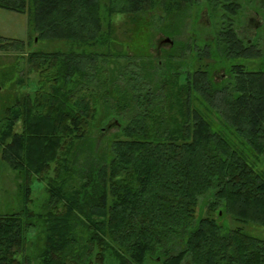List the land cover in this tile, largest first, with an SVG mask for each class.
Returning <instances> with one entry per match:
<instances>
[{
    "label": "trees",
    "instance_id": "1",
    "mask_svg": "<svg viewBox=\"0 0 264 264\" xmlns=\"http://www.w3.org/2000/svg\"><path fill=\"white\" fill-rule=\"evenodd\" d=\"M204 1L209 40L187 31L200 0H0L30 35L1 49L67 45L29 51L38 80L4 105L0 155L22 207L0 213V264H264V239L244 230L264 227V173L249 162L264 156V70L251 68L264 34L258 49L240 37L241 0ZM149 32L174 46L142 43ZM102 106L101 131L121 132L103 155Z\"/></svg>",
    "mask_w": 264,
    "mask_h": 264
},
{
    "label": "rangeland",
    "instance_id": "2",
    "mask_svg": "<svg viewBox=\"0 0 264 264\" xmlns=\"http://www.w3.org/2000/svg\"><path fill=\"white\" fill-rule=\"evenodd\" d=\"M242 7L235 17L237 24V30L241 29L240 35H245L246 38H252L254 24L258 23L259 26L264 28V9L260 6V0H241ZM206 2L200 0L199 6H196L193 9V18L189 23L191 26L188 27V35H193V33L198 32L204 39H211L212 31V20L208 18L207 9L205 6ZM255 4V6H254ZM259 5V6H256ZM259 14H256V13ZM153 15V14H152ZM149 15L145 19L146 22L159 24L161 16H164V13H158L157 15ZM162 19H166L164 16ZM207 23V21H209ZM120 25V23H119ZM261 34H264V31L261 30ZM162 34V33H161ZM158 34L154 37V34L149 32L148 34L144 33L142 36V43L154 41L155 45H158L159 40L163 39L164 35ZM0 37L8 40H23L26 43L28 42L29 28H28V17L27 15L0 9ZM118 37L123 38V33L118 32ZM264 38V37H263ZM36 40V39H35ZM264 41V40H263ZM36 42V41H35ZM34 45V46H33ZM33 46V47H32ZM32 46L28 45L24 49H14L4 50L0 48V120L4 115V105L13 100L16 96L22 95L24 93H29L34 88L33 82L35 83L38 80V75L36 73H30L28 70L27 54L30 52H48L54 50H63L67 48L65 43L60 42H51V41H37ZM168 49L167 45L163 47ZM155 53V51H153ZM156 54V53H155ZM214 61H209V64H213ZM224 61L223 68L228 69L229 63ZM245 63V61H241ZM264 70V58L258 60L252 64V69ZM222 74V69L217 70L216 74ZM23 77L25 84L20 86V78ZM102 118H99L98 121L93 125L92 128V138L96 141V146L100 154H105L109 152V147L111 141L121 136L120 128H117L114 125V121L111 123L110 128L101 131V128H105L102 125L104 118H107V109L102 106ZM100 122V123H99ZM103 126V127H102ZM234 135H230L232 137ZM244 152L247 151L246 147L242 148ZM1 151V150H0ZM249 162L253 163L255 169L260 173H264V156L255 157L252 154L249 155ZM18 179L16 178V173L12 171L6 163L2 160L0 155V213H12L19 211L22 207L19 195H18ZM42 183H34V204L31 208L35 211H38L42 208L46 200V192L42 189ZM223 216V213L221 214ZM222 225L227 227H232L233 223L231 218L226 216L222 221ZM244 230L246 233L255 236L260 239H264V227L250 224L245 225ZM106 264H116L113 259L108 258Z\"/></svg>",
    "mask_w": 264,
    "mask_h": 264
},
{
    "label": "flooded vegetation",
    "instance_id": "3",
    "mask_svg": "<svg viewBox=\"0 0 264 264\" xmlns=\"http://www.w3.org/2000/svg\"><path fill=\"white\" fill-rule=\"evenodd\" d=\"M255 6V4H254ZM256 6H259L256 4ZM256 14H259L258 12ZM207 23H209V21H207ZM260 24L258 23H255L254 24V29H253V35H252V38H246L245 35H240V37L246 41L247 45L249 47H253L254 49H258L259 45H260V40H261V29H262V25L259 26ZM239 34H241V29H238L237 30ZM170 39V41H168ZM185 39V38H184ZM168 47V49H170L172 46H174V40H172L170 37H164L163 39L159 40V43H158V47L159 48H163L164 46ZM222 71H223V79H225L227 76L229 77V70L226 69V68H222Z\"/></svg>",
    "mask_w": 264,
    "mask_h": 264
},
{
    "label": "water",
    "instance_id": "4",
    "mask_svg": "<svg viewBox=\"0 0 264 264\" xmlns=\"http://www.w3.org/2000/svg\"><path fill=\"white\" fill-rule=\"evenodd\" d=\"M36 42L38 41V39L36 38V40H35ZM168 41H170V39L168 40ZM171 42V41H170ZM222 214V212H220V215Z\"/></svg>",
    "mask_w": 264,
    "mask_h": 264
}]
</instances>
